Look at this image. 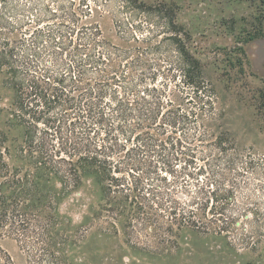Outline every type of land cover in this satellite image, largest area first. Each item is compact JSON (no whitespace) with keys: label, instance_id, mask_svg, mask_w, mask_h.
Wrapping results in <instances>:
<instances>
[{"label":"trees","instance_id":"trees-1","mask_svg":"<svg viewBox=\"0 0 264 264\" xmlns=\"http://www.w3.org/2000/svg\"><path fill=\"white\" fill-rule=\"evenodd\" d=\"M122 1L123 9L163 19V8H143L142 0ZM34 5H45L54 21L24 28L11 22L18 17L20 1L0 0V66L14 91V119L25 129L15 153L19 165L6 158L10 149L1 148L6 136L0 129V264H16L1 243L4 237L16 241L27 264H74L68 252L87 229L76 227L61 205L86 176L95 179L105 199L89 217L100 231L118 233L114 220L124 216V230L131 237L147 223L167 234L190 228L229 237L235 223L227 214L233 186L213 188L208 178L194 189L184 175V191L175 193L181 180L169 181L158 173L161 195L135 172V150L157 153L161 160L152 162L156 166L170 155L169 148L177 152L176 160L196 163L193 146L198 145L190 143L204 142L209 135L204 131L191 139L187 132L186 120L195 115L182 108L189 92L176 106L163 97V38L151 42L149 34H138L128 22L126 28L119 26L123 40L118 44L105 36L100 23H82L84 10L66 8L74 0H57L58 8L41 0ZM174 18L175 12L168 13L173 32L168 38L179 55L182 82L199 93L205 87L202 64L187 49ZM178 124L181 136H173L176 129L167 134V125ZM223 139L219 136L215 144L226 151L224 141L229 140ZM123 151L127 154L122 158ZM204 170L201 166L198 173ZM194 173L186 175L194 178Z\"/></svg>","mask_w":264,"mask_h":264},{"label":"rangeland","instance_id":"rangeland-1","mask_svg":"<svg viewBox=\"0 0 264 264\" xmlns=\"http://www.w3.org/2000/svg\"><path fill=\"white\" fill-rule=\"evenodd\" d=\"M19 1L18 17L11 21L14 24L34 28L54 21L46 15L45 5H34L37 0ZM41 1L49 8H58L57 0ZM82 1L74 0V5L66 8L84 10L81 22L100 23L105 36L118 44L123 40L119 26L126 28L128 22L138 34H149L151 42L163 38V77L159 73L163 97L174 100L176 106L182 96L185 98L184 92H189L182 108L194 110L195 115L186 120L187 132L191 139L196 133L209 134L204 142L197 139L190 143L198 145L193 146L196 163L176 160L177 152L169 148L165 163L160 161L156 166L161 160L157 153L135 150L131 155L136 158L137 175H144L147 187L161 195L159 174L169 181L181 180L175 193L184 191V175L194 189L208 178L213 188L218 184L233 186L227 214L235 223L229 237L190 228L167 234L151 223L131 237L124 230L126 218L118 216L114 221L119 232H103L89 217L105 199L95 179L86 176L82 186L61 205V211L71 216L76 227L87 229L85 238L68 252L70 260L74 264H264V0H142L143 8H163V19L137 9H123L122 0H109L108 6L105 0H87L84 5ZM172 11L184 44L202 64L205 87L199 93L182 82L179 55L168 38L173 34L168 25ZM150 28L154 31L149 32ZM7 77L6 68L0 66V129L7 138L0 144L3 150L10 149V156H6L9 162L19 165L22 163L15 153L25 129L14 119V91L6 85ZM167 127V134L176 129L173 136H181L179 124ZM219 136L229 140L224 141L226 151L215 144ZM126 154L123 151L122 158ZM201 166L205 170L198 173ZM189 172H195L194 178L186 175ZM1 243L16 264H27L14 239L4 237Z\"/></svg>","mask_w":264,"mask_h":264}]
</instances>
